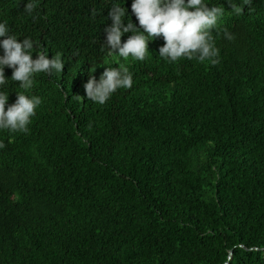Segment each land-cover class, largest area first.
I'll use <instances>...</instances> for the list:
<instances>
[{"label": "trees", "instance_id": "16d2710c", "mask_svg": "<svg viewBox=\"0 0 264 264\" xmlns=\"http://www.w3.org/2000/svg\"><path fill=\"white\" fill-rule=\"evenodd\" d=\"M114 2L139 27L132 0H38L33 16L0 0L33 59L65 64L36 75L29 131L0 130V264H264V0L239 16L206 0L234 37H216L217 64L166 63L162 38L144 61L107 55ZM119 65L133 87L89 101L90 76ZM5 90L9 105L23 91Z\"/></svg>", "mask_w": 264, "mask_h": 264}, {"label": "clouds", "instance_id": "9594fccd", "mask_svg": "<svg viewBox=\"0 0 264 264\" xmlns=\"http://www.w3.org/2000/svg\"><path fill=\"white\" fill-rule=\"evenodd\" d=\"M37 3L38 0H26L23 12L33 16ZM225 3L230 8L228 14L239 16L244 11L243 4L237 0H225ZM225 9L224 3L209 4L206 0H132L131 12L138 27L128 16V9L114 2L109 11L112 23L104 29L106 40L101 48L107 55H117L125 61L130 56L144 61L149 42L162 38L164 44L159 48L158 56L166 63L187 59L217 64L220 49L216 46V37L222 31L225 39H234L227 28L219 27L226 15ZM129 33L131 35L122 43V37ZM38 47L31 37H24L21 42L20 37L12 34L7 22H0V50L3 53L0 54V130L27 133L42 104L40 96L30 94L36 75L63 72L65 64L60 53L49 59L47 50L36 51L33 59V50ZM6 68L12 69L11 79L5 76ZM9 81L19 82V88L23 90L16 92L17 99L11 105L10 94L5 90ZM133 85V74L124 65H119L106 67L99 80L90 76L83 87L89 101L104 105L119 89H131ZM3 147L0 143V148Z\"/></svg>", "mask_w": 264, "mask_h": 264}, {"label": "water", "instance_id": "95a60500", "mask_svg": "<svg viewBox=\"0 0 264 264\" xmlns=\"http://www.w3.org/2000/svg\"><path fill=\"white\" fill-rule=\"evenodd\" d=\"M232 256H233V252L231 251L230 256H229V259H231Z\"/></svg>", "mask_w": 264, "mask_h": 264}]
</instances>
